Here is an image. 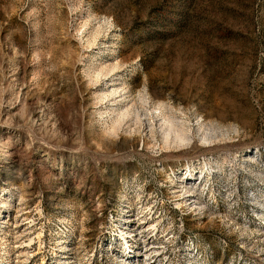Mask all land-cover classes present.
I'll return each instance as SVG.
<instances>
[{
	"label": "rangeland",
	"instance_id": "374dc122",
	"mask_svg": "<svg viewBox=\"0 0 264 264\" xmlns=\"http://www.w3.org/2000/svg\"><path fill=\"white\" fill-rule=\"evenodd\" d=\"M0 264H264V0H0Z\"/></svg>",
	"mask_w": 264,
	"mask_h": 264
},
{
	"label": "bare ground",
	"instance_id": "6f19581e",
	"mask_svg": "<svg viewBox=\"0 0 264 264\" xmlns=\"http://www.w3.org/2000/svg\"><path fill=\"white\" fill-rule=\"evenodd\" d=\"M128 114H129L128 111L124 115L122 114L123 117L119 118V120H117V122L113 125L114 133L121 127L122 122L124 121V118L126 116H128ZM167 125H168V130L165 128V130L163 132L164 133V145H165L164 147L168 148L171 146L172 143H174L173 145L181 144V143H184L188 140L186 128L185 129L184 128H176L177 126L171 122H169V124H167Z\"/></svg>",
	"mask_w": 264,
	"mask_h": 264
}]
</instances>
